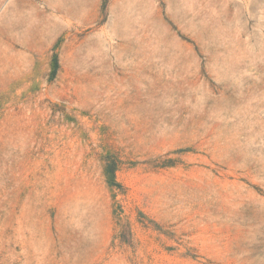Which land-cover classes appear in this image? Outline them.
<instances>
[{
  "label": "rangeland",
  "instance_id": "374dc122",
  "mask_svg": "<svg viewBox=\"0 0 264 264\" xmlns=\"http://www.w3.org/2000/svg\"><path fill=\"white\" fill-rule=\"evenodd\" d=\"M0 264H264V0H0Z\"/></svg>",
  "mask_w": 264,
  "mask_h": 264
},
{
  "label": "trees",
  "instance_id": "16d2710c",
  "mask_svg": "<svg viewBox=\"0 0 264 264\" xmlns=\"http://www.w3.org/2000/svg\"><path fill=\"white\" fill-rule=\"evenodd\" d=\"M111 174H112V172H111Z\"/></svg>",
  "mask_w": 264,
  "mask_h": 264
}]
</instances>
